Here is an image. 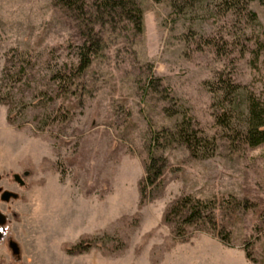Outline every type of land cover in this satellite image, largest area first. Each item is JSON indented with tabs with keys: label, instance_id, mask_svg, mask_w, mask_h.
<instances>
[{
	"label": "rangeland",
	"instance_id": "374dc122",
	"mask_svg": "<svg viewBox=\"0 0 264 264\" xmlns=\"http://www.w3.org/2000/svg\"><path fill=\"white\" fill-rule=\"evenodd\" d=\"M210 4L176 13L164 0H140L142 32L128 27L104 35L60 139L49 135L54 125L34 133L28 123H8L0 104V190L11 172L26 171L22 186L7 184L16 197L0 199V264H264V143L234 146L221 135L203 84L219 68L231 72L240 114L245 90L264 96V52L255 68L250 64L256 38H264V5L250 1L255 19L242 21L212 14ZM78 39L74 20L50 0H0V66L14 46L51 48L50 64L70 58ZM148 74L160 79L163 99L142 97ZM162 105L177 112L168 116ZM183 113L213 139L214 151L196 158L180 145L166 147V177H175L138 206L149 129ZM179 193L215 200L216 221L229 231L226 244L205 232L171 240L160 213ZM104 234L112 237L107 248L66 252L79 239Z\"/></svg>",
	"mask_w": 264,
	"mask_h": 264
},
{
	"label": "trees",
	"instance_id": "16d2710c",
	"mask_svg": "<svg viewBox=\"0 0 264 264\" xmlns=\"http://www.w3.org/2000/svg\"><path fill=\"white\" fill-rule=\"evenodd\" d=\"M63 9L75 22L79 39L72 44L70 58L49 63L51 48L21 49L9 47L3 52L0 66V104L5 107V119L10 124L28 123L34 133L53 127L49 135L60 139L61 131L67 126L73 106L82 92L85 70L99 55L104 44V35L128 28L135 33L143 30L140 0H50ZM161 1V0H154ZM174 12H183L204 0H164ZM250 1L264 5V0H211L212 14L235 15L243 20H254L255 14L248 8ZM264 35V32H263ZM264 38H256L251 49L250 64L256 67L259 54L264 52ZM222 46H215L221 52ZM243 52V51H242ZM231 72L219 68L211 79L203 80L210 94V113L220 134L234 146L248 148L264 143V96L245 90L243 112L236 113L239 84L232 80ZM160 79L148 74L143 82L142 97L149 93H160ZM166 97V96H165ZM58 99L66 100L56 103ZM53 109V112H52ZM162 111L173 116L176 109L167 105ZM182 146L191 157L202 158L214 151V141L199 128L192 117L181 114L170 125L158 124L149 129L145 157L141 159L142 173L137 178L138 206L156 199L164 190L168 180V168L164 150L171 144ZM175 170V169H172ZM215 200L191 193H179L169 199L160 213L173 242H186L195 232H205L222 243L228 242L229 231L216 221ZM112 237L107 235L79 239L66 249L68 253H80L91 246L107 248ZM125 245V244H124ZM110 247L109 251H112ZM107 251V250H105ZM244 256L248 258L247 250Z\"/></svg>",
	"mask_w": 264,
	"mask_h": 264
},
{
	"label": "flooded vegetation",
	"instance_id": "af4514ba",
	"mask_svg": "<svg viewBox=\"0 0 264 264\" xmlns=\"http://www.w3.org/2000/svg\"><path fill=\"white\" fill-rule=\"evenodd\" d=\"M26 175V171H23L21 174H19L18 176H14V173L11 172L10 173V179H8L9 177H5V182H4V185H3V189H8V185L9 182H14L13 184H18V185H23L24 184V179L23 177ZM11 180V181H10ZM2 188V187H1ZM16 197V196H15Z\"/></svg>",
	"mask_w": 264,
	"mask_h": 264
},
{
	"label": "water",
	"instance_id": "95a60500",
	"mask_svg": "<svg viewBox=\"0 0 264 264\" xmlns=\"http://www.w3.org/2000/svg\"><path fill=\"white\" fill-rule=\"evenodd\" d=\"M14 176H18L17 173H14ZM16 194L14 192H11L9 190L3 189L0 190V199L1 200H7L9 197H15ZM4 222V215L0 212V224ZM13 250H15V248L13 247Z\"/></svg>",
	"mask_w": 264,
	"mask_h": 264
}]
</instances>
